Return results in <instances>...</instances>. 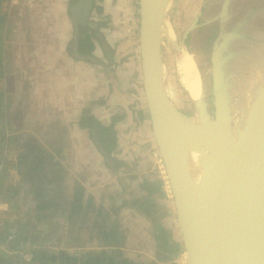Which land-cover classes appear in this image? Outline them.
I'll return each instance as SVG.
<instances>
[{"label":"rangeland","instance_id":"374dc122","mask_svg":"<svg viewBox=\"0 0 264 264\" xmlns=\"http://www.w3.org/2000/svg\"><path fill=\"white\" fill-rule=\"evenodd\" d=\"M49 1L52 2L42 4L44 10H56L54 0ZM70 1L66 5L67 25L64 26L58 17L53 22L56 28L44 31L41 27L35 28L24 18L23 27L19 28L15 24L21 11L26 15L32 9L28 8L32 2H12L10 5L11 0H0V135L3 134L0 150L5 151L0 172V229L4 222L10 225L8 231L29 227L27 232L32 238L31 225L40 224L38 229L44 230V234L39 235L34 243L77 251L101 246V229L98 227L105 220L106 226L114 225L117 234L124 237L122 249L133 260L142 264H185L183 246L178 253L172 252L166 258L161 253L165 250L161 240L155 238L154 224L158 222L172 241L181 243L173 198L147 115L141 69L136 64L134 67L129 66L130 69L125 67L124 12L125 8H137V0H94L95 7H100V11L93 7L87 25L97 31L98 39L104 40L108 47H100L91 32V40L97 46L92 51L93 61L76 59L70 54L69 42L74 36ZM180 1H170L167 18L174 40L178 43L182 41L189 51L191 47L198 51L200 67L197 72L203 84L205 99L210 102L211 49L214 41L220 40L205 37L195 40V35L194 38L183 39L186 26L191 22V19L186 20L184 16L187 12L185 6L193 0H182L183 4ZM199 1L195 0L196 5ZM235 1L232 0V3ZM243 1L248 0H240L239 4L242 5ZM26 16L32 18V11ZM42 23L52 24L48 22L47 16L42 19ZM34 40H52L47 41L49 44L46 46L54 54L63 51L67 55V59L63 57L55 64L68 83L67 95L63 96L61 102L58 101L63 106L67 104L68 109L63 110L62 116L59 111L49 112L46 109V121L36 125H32V119H36L32 118V65L29 67ZM233 41L229 40L225 48L235 52L232 55L226 54L224 59L235 71L238 68L240 70L238 53L243 48L240 46L242 40ZM161 46L166 92L178 109L190 115L193 100L179 81L173 63L174 46L165 36ZM37 51H41V48ZM3 67L5 70L1 69ZM56 78L53 77L54 84ZM240 91L243 92L242 87ZM239 93L233 94L238 105ZM83 110H88L105 126L115 116H121L113 126L116 147L109 153L113 166L116 161L119 162L118 167L106 164L93 142L94 136L91 137L87 129L78 125ZM33 142L39 143L46 153L32 148ZM143 178L162 180L164 183L162 194L154 193L151 196L155 206L150 209L149 215L136 206H120L122 199L129 202L139 195V182ZM51 180L59 184L57 191L61 196L49 195L47 185ZM36 183L41 184L46 192L40 195V190L37 191V199L32 192L36 190ZM76 186L83 187L86 194L93 196V207H86L84 197L75 202L77 207L74 206L73 211L70 208L72 198L65 208H61L64 194H71ZM41 200H46L48 206L38 209L36 204ZM100 207L101 211L97 212ZM72 228L74 230L70 232ZM28 242L32 244V240ZM5 246L8 243L1 241L3 252ZM19 246L27 252L25 247L31 245L22 243Z\"/></svg>","mask_w":264,"mask_h":264},{"label":"water","instance_id":"95a60500","mask_svg":"<svg viewBox=\"0 0 264 264\" xmlns=\"http://www.w3.org/2000/svg\"><path fill=\"white\" fill-rule=\"evenodd\" d=\"M164 1L137 0L141 83L152 136L173 198L185 264H264V86L258 89L260 97L246 134L232 142V111L220 70V60L226 56L222 48L229 40H242L239 59L250 58L263 44L264 0L252 14L256 19L252 15L245 18L257 21L253 32L233 29L221 34L220 30L222 38L218 36L215 40L220 41H214L211 49L210 102L205 99L198 75L201 88L190 115L174 105L164 87L160 27L168 11L163 14L159 7ZM228 2L222 0L224 13ZM91 6L92 0L72 4L70 19L74 29L86 25ZM192 25L196 26L194 22ZM193 26L185 30L183 39ZM168 40L172 46L181 45L188 54L182 41ZM190 52L196 55L192 59L199 70L198 51L193 48ZM244 70L240 65V71ZM248 73L240 75L242 82ZM242 89L239 101L244 103L249 93L246 87ZM187 140L198 143L204 152L197 167L200 180L194 178V168L182 165L183 143ZM93 142L106 164L112 166L110 154L96 137Z\"/></svg>","mask_w":264,"mask_h":264},{"label":"trees","instance_id":"16d2710c","mask_svg":"<svg viewBox=\"0 0 264 264\" xmlns=\"http://www.w3.org/2000/svg\"><path fill=\"white\" fill-rule=\"evenodd\" d=\"M76 0H71L70 5L75 3ZM96 8L100 11V7H95L94 0H92L91 10ZM90 31V32H88ZM94 34V38L97 40V44L100 47L106 46L105 41L98 39V34L96 30H92L88 27L87 23L85 26L78 25L76 29H74V36L72 40L69 42V51L70 54L74 56L76 59H85L93 61L92 51L95 47L94 41L91 40ZM108 47V46H106ZM111 53H113L111 51ZM121 116H115L112 118V121L107 125L101 124L96 118H94L91 114H89L88 110H83L78 121V125L80 127L87 129L89 135L92 137H96L102 147L108 152L111 153L116 147V134L113 129L114 123L118 121ZM3 137V134H2ZM32 148H36L41 152H45L44 148L38 143L33 142ZM4 163V162H3ZM119 162L114 163V166L118 167ZM3 168V167H2ZM49 180V179H48ZM47 180V181H48ZM54 183V185H53ZM163 181L162 180H149L147 178H143L139 182V195L134 196L129 202L126 200L121 201L120 206L131 205L136 206L141 209L146 215L150 214V209L155 206L151 196L154 193H161L163 190ZM50 185V186H49ZM47 187L49 188V195H59L57 191L59 184L55 183L54 180L49 182ZM36 190L33 192V197L36 199L40 195H45V189L42 188V185L36 183L34 185ZM15 188V187H13ZM32 189V188H31ZM83 187L76 186L72 189L71 194H62L63 204L61 208H65L68 204V200L70 198L73 201L70 202L71 211L74 210V206L77 207L76 201L79 202L80 199H86V207L91 208L95 203L93 202V196L91 194H86L83 190ZM40 190V191H39ZM39 191V194L37 193ZM52 192V194H50ZM34 198V199H35ZM52 204V203H51ZM48 206L46 200H41L36 204L38 209H43ZM60 206V205H59ZM101 211V207L97 208V212ZM153 220V218H151ZM41 222H45L43 220H39ZM2 228L0 229V242L6 241L8 246H5L4 252L0 248V264H142L139 263L129 256H127L122 249V242L124 241V237L118 235L117 232L113 229L114 225L108 227L105 225V220H103L102 224L98 227L100 230L99 240L102 241L101 246L98 248H90L87 250H77V251H69L66 248L55 247V246H44L40 243L36 244L35 239L44 234V230L41 231L38 229V225L40 224H32V238L29 237L27 230L30 228H25L24 230L16 228L14 231L9 230V223L6 224L4 222ZM9 225V226H8ZM92 225L95 226V224ZM155 229V238L161 240L162 248L165 249L161 253L164 257H168L171 253H178L182 249V245L180 242L172 241L167 234V232L160 226L158 222L154 224ZM74 228L70 229V232L73 231ZM10 235V238L8 236ZM88 236H91L88 234ZM32 240L31 242H28ZM31 245L29 247H25L28 249L27 252L22 249L19 245ZM8 248V250H6Z\"/></svg>","mask_w":264,"mask_h":264},{"label":"crops","instance_id":"0c3cea01","mask_svg":"<svg viewBox=\"0 0 264 264\" xmlns=\"http://www.w3.org/2000/svg\"><path fill=\"white\" fill-rule=\"evenodd\" d=\"M262 1L263 0H248L243 1V4L240 5V0H236L235 3H232V1L229 0L226 5V12L224 13L222 12L221 7L222 0H200L197 5L195 3V0H193L189 3V5H191V8L188 12L184 13V16L187 17L186 20L191 19V22L186 26V29L190 26H193V22L196 26H193V30L188 32L186 37L191 39V37L194 38L195 35V40H197L199 37H205L210 40H215L216 38H218V36H220L221 38L222 35H219L220 30L222 31L221 34H228L233 29L237 31L239 30L240 32L243 31L245 33L253 32V30L258 26L257 21H249L251 17L248 19V21H246L245 18H248L249 15L254 14L258 9H260V4ZM48 2L51 3L52 1L38 0L37 3L29 5V7L23 6L25 8L32 7L31 10H28V14H30V12L32 11V18L27 17L26 15L28 14L25 15L24 12L21 11V14L16 19L15 24H17L19 28H21L24 23L22 19L24 18V20L29 24L32 23V26H35V28L38 29L39 27H41L44 31H49L54 27L56 28V24H53V22L55 21V19L60 17V20L64 22L63 24L64 26H66L68 19V16L66 14V5L68 6V0H54L56 10H50L47 12L44 10L43 5L47 4ZM180 3L182 4L183 1L181 0ZM196 6L198 7V9L196 8ZM48 9H50V7H48ZM235 13L236 16H234ZM130 15L131 18H129ZM45 16H47L48 22H52L51 25H45L42 23V19ZM124 16H126L125 67H128L130 69L129 66L134 67V64H136L141 69L138 42V6L137 8H125ZM254 17L255 16H253L252 19ZM254 19H256V17ZM60 26L61 25L58 24L59 28ZM162 38L163 34L161 40ZM40 41L44 42L41 43ZM47 41L51 42L52 40H34V42H32V63L30 62L29 67L32 65V112H34L32 118L36 119L35 121L32 119V125H36L41 123L42 121H46L47 110L49 112H53L54 110L55 112L59 111L60 115L62 116L63 110L68 109L67 104L63 106L58 102H61L65 94L67 95L68 83L65 76H63V72L60 71L55 64L57 60L61 61L63 57L67 59V55L64 54L63 51L54 54L52 50L46 46L47 44H49ZM96 47L97 46H95V48ZM40 48L41 51H37L40 50ZM190 50L193 51V48L191 47ZM190 54L192 53L190 52ZM193 56L195 57L196 55L194 54ZM5 59L7 60V58ZM1 69L5 70V67ZM53 77H57V81H55V84L53 83ZM49 112L48 116L51 115V113ZM32 204L34 205V200H32Z\"/></svg>","mask_w":264,"mask_h":264},{"label":"bare ground","instance_id":"6f19581e","mask_svg":"<svg viewBox=\"0 0 264 264\" xmlns=\"http://www.w3.org/2000/svg\"><path fill=\"white\" fill-rule=\"evenodd\" d=\"M170 4V0H165L159 5L163 14L168 11ZM185 7H187L186 11L188 12L191 8V5L186 4ZM160 30L162 34L167 37V39H170L173 42L175 41L173 37V30L167 17L164 18ZM228 39L229 38H227V40ZM226 48L223 46L222 54L230 53L228 48ZM186 52L187 51L184 50L181 45L178 47L174 46L173 63L180 83L189 93L190 98L194 100L198 97L200 92L201 79L199 80L198 72L195 68L192 57ZM237 63H239L245 70L241 72L238 70V68L234 71L231 66H228L225 63L224 58L220 60V70L223 74L222 81L226 89L232 111L231 115L229 114L231 119L229 136L232 142L239 141L246 134L254 114V109L257 106V102L260 97V92H258V89L264 86V42L259 48H257L255 52L253 51L250 58H240L238 59ZM238 67L240 66L238 65ZM247 71L250 73H248L245 81L241 82L240 75ZM242 86L248 89L249 95L246 97V101L244 99V103L239 101L240 105H238L236 102L237 98L233 99L232 95L236 92H240ZM183 145L185 149L182 154V165L184 168H194L195 170L193 176L196 180H200L201 174L197 167L203 158L204 152L201 150V146L196 142L187 140L184 141ZM235 163L237 166L239 164V160H236Z\"/></svg>","mask_w":264,"mask_h":264},{"label":"built area","instance_id":"2783aa9c","mask_svg":"<svg viewBox=\"0 0 264 264\" xmlns=\"http://www.w3.org/2000/svg\"><path fill=\"white\" fill-rule=\"evenodd\" d=\"M38 0H11V4L12 5V2L14 3H21V2H32V5L37 3ZM2 135H0V143L2 144ZM4 157H5V151L3 150H0V172L2 170V167H3V161H4ZM8 238H10V235L8 236Z\"/></svg>","mask_w":264,"mask_h":264}]
</instances>
